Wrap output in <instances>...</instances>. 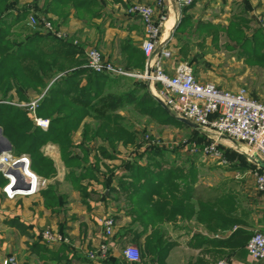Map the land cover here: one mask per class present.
I'll use <instances>...</instances> for the list:
<instances>
[{"label":"crops","instance_id":"obj_1","mask_svg":"<svg viewBox=\"0 0 264 264\" xmlns=\"http://www.w3.org/2000/svg\"><path fill=\"white\" fill-rule=\"evenodd\" d=\"M94 1L97 11H79L84 12V16L76 15L75 11L68 12L64 17L56 14L48 16L62 31L77 38L82 45L96 47L109 62L126 66L133 49L141 52L144 39L139 19L129 15L127 7L132 3L149 5L154 0ZM207 5L216 7L217 11L220 9L223 13L239 12L241 9L249 19H264V0H197L193 4L197 13H206ZM189 8L185 10V14ZM182 9L175 5L168 9L156 44L157 53L165 50L172 58L179 52L177 32L180 29L176 30L179 20L176 21L175 16L178 14L179 19ZM174 64L176 63L172 60H162V66L168 72H171ZM195 79L199 81L198 78ZM123 81L128 85L122 86L123 92H126L132 81L122 79L121 82ZM119 82L110 85V90ZM151 88H148L146 93L152 97L154 88ZM140 94L136 92L135 96ZM14 104H17V101ZM121 111L118 113L121 114ZM82 130L83 125H80L71 137V156L76 157L81 167L91 173V176L80 182L81 187L85 189L83 194L70 181L69 168L63 162L60 148L52 142L43 144L39 152L50 162L53 172L47 178L37 175L45 181V185L34 195L9 200L4 197L0 188L2 207L8 208L0 211V259L13 255L18 264H156L150 262L156 260L154 254H146L138 263L125 261L121 253L117 252H112L105 259L108 262L89 260L86 255L88 249L96 250L105 242L111 249L118 244L122 245V249L129 244L141 249L142 244L153 237V242L159 240L170 245L163 254V264H213L215 260L220 259L226 264H264V261L253 262L246 253L245 245L234 248L230 242H226L222 247L217 244V241L225 239L234 230L264 233V191L257 192L263 197H258L256 209L254 207L252 211L249 205L243 206L240 212L237 210L242 216V224L232 225L226 232H221L218 226L213 224L218 211L219 190L217 186L210 185L204 188L197 166H194V158H184L182 166L169 162L165 157L162 159L160 156H149L146 164L148 171L144 175H135V181L124 177L127 172L119 169L111 176L102 175L100 170L102 171L103 167H112L107 164L120 160L117 157H102L98 148L107 150L108 144L99 139L83 141ZM122 146L117 143L116 149ZM137 164L140 167L145 166L139 162ZM74 171L75 175L80 172L77 168ZM121 180L126 183L132 181L133 187L120 188ZM49 187L53 188V193L58 197L52 206L45 205L42 196V192L47 191ZM214 202L217 209L213 208ZM204 204L210 205L205 215ZM109 210H114L116 216L113 217L115 229L111 240L110 237L109 240L105 237L100 223ZM15 218L29 227L31 237L21 235L17 229L7 224L8 220ZM46 229L69 237L72 245H51L49 252L31 251L30 245ZM52 246L57 248L53 249ZM62 248H65V252L59 250ZM91 252L93 251H89Z\"/></svg>","mask_w":264,"mask_h":264},{"label":"trees","instance_id":"obj_2","mask_svg":"<svg viewBox=\"0 0 264 264\" xmlns=\"http://www.w3.org/2000/svg\"><path fill=\"white\" fill-rule=\"evenodd\" d=\"M47 1V0H45ZM18 0H0V129L2 134L11 144V154L19 156L26 154L30 158V168L38 176L49 177L53 172L50 162L39 152L41 146L47 142L57 144L60 148L63 162L69 168V179L83 194L85 189L80 182L91 176L90 170L81 167L80 161L71 156V137L83 125L82 140L92 141L99 139L113 149L117 143L126 145L133 143V135L123 125V119L119 111L126 105H132L138 113H143L151 118L163 117L167 122H177L146 92L136 95L139 84L132 79L123 77H112L105 73H95L84 67V52L86 46L74 44V39H56L54 36L33 34L26 37L22 42L14 43L9 36L12 28L25 19L28 8L23 7L18 13H14L13 6ZM49 11L57 14L58 6L72 4L78 11L92 13L97 11V4L94 0H49ZM193 4V3H192ZM191 4V5H192ZM191 5L182 9V15L177 23L176 30L183 28L187 23L185 10ZM128 8V7H127ZM67 15V14H66ZM64 17V16H63ZM9 20V22H7ZM256 34H254L255 36ZM178 39H182L181 36ZM264 47V40L260 44ZM260 49V48H259ZM261 58L264 59V51ZM260 58V60H262ZM143 55L133 49L128 57L125 69H139L143 67ZM130 65H133L130 67ZM129 69V70H130ZM192 70V68H191ZM193 73V70H192ZM122 79L132 81L128 91L113 93L110 85ZM32 91L42 95L36 115L49 120L48 128L43 131L34 125L29 112L14 104L18 102H29L28 92ZM86 117L92 118L95 122L94 128L85 123ZM181 124V123H179ZM102 157L113 159L105 148L99 147ZM160 156L161 153L149 151V155ZM150 155V156H151ZM142 156L137 155V159ZM148 157V156H147ZM79 169L75 175L74 169ZM127 174L135 181V175H144L148 170L140 167L136 161L126 164ZM260 172H264L259 168ZM119 182L120 188L130 189L133 183ZM7 183V180L0 172V188ZM44 204L52 206L58 197L53 193V188L42 192ZM219 201H217L218 206ZM216 203L213 208L217 209ZM210 205H203L205 215ZM219 208V206H218ZM215 215V214H214ZM219 230H224V223L219 221V209L213 221ZM216 222V223H215ZM7 224L14 227L21 235L29 236V227L18 219H10ZM252 233L234 230L225 239L217 241L222 247L226 242L234 248L245 245ZM38 239L30 245L33 252H49L51 245ZM153 237L142 244L139 257L144 258L146 254L156 256V264H163V254L170 245L163 244L159 240L153 242ZM64 245V244H60ZM65 252V248L59 249ZM103 262V261H102ZM108 262V260H104ZM201 264H206L202 262Z\"/></svg>","mask_w":264,"mask_h":264},{"label":"rangeland","instance_id":"obj_3","mask_svg":"<svg viewBox=\"0 0 264 264\" xmlns=\"http://www.w3.org/2000/svg\"><path fill=\"white\" fill-rule=\"evenodd\" d=\"M193 4L185 14L187 23L177 32L182 38V40L178 39L180 42L178 43L180 46H178L179 52L174 54L172 58L169 56L168 60H172L176 64L185 63L189 65L194 76L201 82H208L226 90L243 88L251 98L259 101L264 100V59L261 58L264 47L260 46L264 40V31L260 23L264 19H249L241 9H239V12L223 13L222 10L218 9L217 11L216 7L213 8L208 5L206 13H197ZM49 6V0H18V4L13 6L14 15L23 7L28 8L29 12L24 20L12 28L9 39L14 40L16 44L33 34L52 35L50 31L43 30L40 27H32L28 24L29 17L37 15L49 19L54 29L61 31L67 38L74 39L77 44H81L77 38L62 31L52 21L48 16L53 14L49 11ZM57 10L56 15L60 17L65 16L70 11H75L76 15L84 16V12H79L72 4L59 5ZM175 19L176 21L179 20L178 17H175ZM254 34L256 35L254 36ZM83 65L87 68L85 57ZM115 65L125 69L120 64ZM133 70L135 69L129 71ZM134 81L139 84L136 90L138 93L148 92V88L152 87L150 83ZM126 85V82L120 81L116 86H112L110 91L122 93V86L125 87ZM28 96L30 101L23 103H30L41 95L29 91ZM152 98L157 100L153 90ZM20 103L18 102L16 105L19 106ZM170 114L174 115L171 111ZM119 116L123 119L125 128L133 135L134 142L123 145L122 148L124 149L119 148L117 150L111 146L107 147L109 153L117 157L120 162L114 163L112 161L111 164H107L112 167H103L102 171L100 170L102 175L111 176L118 169L119 171H126V164L136 160L140 164H145L144 167H146L147 156L151 155H149L151 150L155 153H161L160 158L165 157L169 162L177 165H182L184 158H194L196 161L194 166H197V172L204 188L217 186L219 190L217 200L219 201V221L224 223L221 225L224 226V230H220L221 232H226L232 225L243 223L242 216L237 210L241 211L243 206L249 207V205L252 211L254 207L255 209L258 207L257 200L262 195H259L255 190L254 177L255 174L260 173V170H257L254 161L246 156L242 145L231 143L224 137H216L209 129L195 130L172 121L167 122V120H164L163 122V119L166 118L162 116L151 118L143 113H138L136 108L131 106H125ZM84 121L91 128H94L97 123L90 117H86ZM210 142L215 143L217 150L225 159V163L213 159L202 150L203 145ZM137 155L142 157L136 159ZM101 163L103 164V161ZM98 197L100 196L98 195ZM2 204L3 199L0 195V211L8 210L7 207L3 208ZM103 217L114 219L113 217L116 216L114 210H109L108 214ZM67 238L69 239V237ZM64 245L70 247L72 245L71 240L69 239V243ZM52 247L53 249L57 248ZM121 250V244L115 245L113 249L109 248L108 256L112 252L121 253ZM89 251L95 250L88 249L86 255ZM139 251L141 253V249Z\"/></svg>","mask_w":264,"mask_h":264},{"label":"built area","instance_id":"obj_4","mask_svg":"<svg viewBox=\"0 0 264 264\" xmlns=\"http://www.w3.org/2000/svg\"><path fill=\"white\" fill-rule=\"evenodd\" d=\"M194 1L154 0L149 5L132 3L128 6L127 13L139 19L144 31L141 44L144 61L141 70H125L106 60L94 47L85 49L86 66L95 73L150 83L154 88L155 98L175 116L192 122L200 130H211L216 137H224L231 143L242 145L246 156L254 161L256 169L259 170V163L264 164V100L251 98L243 88L226 90L208 82H199L195 79L191 67L185 63L176 64L171 72H168L164 70L162 60L169 58V52L164 50L156 52V44L168 9L174 5L178 9L184 8ZM175 17L177 18L178 14ZM28 24L50 31L56 39H67L43 16L31 15ZM260 26L264 31V21ZM74 44L77 42L74 41ZM39 100L40 97L27 104L21 102L19 107L29 112L34 127L46 130L49 120L35 113ZM202 150L213 159L225 163L214 142L204 144ZM30 164V158L26 154L19 156H14L11 152L0 154V172L7 180L2 188L6 199L34 195L45 185V181L31 170ZM254 185L257 192L264 191V172L255 174ZM100 223L105 237H111L114 220L111 217H103ZM40 237L49 245L69 243L66 236L49 229L43 231ZM245 250L253 262H263L264 233L253 232L245 244ZM108 252V243H102L88 254V259L104 261L108 257ZM121 256L130 263H138L140 259L138 249L131 244L123 247ZM0 264L18 263L13 255H6L0 259ZM213 264L226 262L218 260Z\"/></svg>","mask_w":264,"mask_h":264},{"label":"water","instance_id":"obj_5","mask_svg":"<svg viewBox=\"0 0 264 264\" xmlns=\"http://www.w3.org/2000/svg\"><path fill=\"white\" fill-rule=\"evenodd\" d=\"M171 117H173L177 122L191 128V129H195L198 130L199 128L197 127V125L193 124L192 122L183 119L181 117H177L175 115L170 114V111L168 108H166L162 103H160L159 101L155 100ZM10 153L11 152V146L10 143L8 142V140L2 136V131L0 129V154L1 153ZM259 167L264 171V164L259 163Z\"/></svg>","mask_w":264,"mask_h":264}]
</instances>
